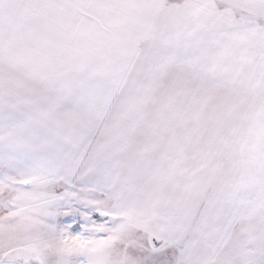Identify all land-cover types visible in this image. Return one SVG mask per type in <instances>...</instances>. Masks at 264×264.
Wrapping results in <instances>:
<instances>
[{"label":"snow or ice","instance_id":"6c2138e0","mask_svg":"<svg viewBox=\"0 0 264 264\" xmlns=\"http://www.w3.org/2000/svg\"><path fill=\"white\" fill-rule=\"evenodd\" d=\"M0 264H264V0H0Z\"/></svg>","mask_w":264,"mask_h":264}]
</instances>
